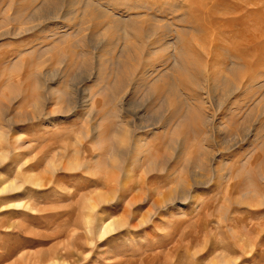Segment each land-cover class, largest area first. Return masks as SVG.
Instances as JSON below:
<instances>
[{"label":"rangeland","instance_id":"1","mask_svg":"<svg viewBox=\"0 0 264 264\" xmlns=\"http://www.w3.org/2000/svg\"><path fill=\"white\" fill-rule=\"evenodd\" d=\"M83 1L0 0V264H264V0Z\"/></svg>","mask_w":264,"mask_h":264},{"label":"bare ground","instance_id":"2","mask_svg":"<svg viewBox=\"0 0 264 264\" xmlns=\"http://www.w3.org/2000/svg\"><path fill=\"white\" fill-rule=\"evenodd\" d=\"M85 1V0H84ZM83 1V2H84ZM38 3V2H37ZM11 7V6H10ZM46 12V11H45ZM103 13V12H102ZM8 17V16H7ZM88 20V19H87ZM119 26V25H118ZM115 27V26H114ZM121 60V59H120ZM184 65V64H183ZM181 66V65H180ZM244 72V71H243ZM189 73V72H188ZM149 74V73H148ZM161 75V74H160ZM153 76V75H152ZM38 78V77H37ZM114 87V86H113ZM116 87V86H115ZM119 87V86H118ZM238 88V87H237ZM114 89V91H115V88H113ZM116 89H117V87H116ZM172 89V88H171ZM113 91V90H112ZM110 92V91H109ZM118 92V91H117ZM115 94H117L116 92H115ZM114 94H112V96H113ZM36 98V97H35ZM38 99V98H37ZM257 103V102H256ZM260 104V103H259ZM39 106V105H38ZM190 111H191V109H190ZM188 112V111H187ZM193 113V112H192ZM188 114V113H187ZM190 114V113H189ZM184 117V116H183ZM193 117V116H192ZM185 118V117H184ZM197 120V119H196ZM160 121V120H159ZM207 121V120H206ZM158 122V121H157ZM183 122V121H182ZM149 125V124H148ZM184 126V125H183ZM258 128V127H257ZM125 130V129H124ZM124 132H122V134H123ZM118 135V134H117ZM120 137H121V135H120ZM264 137V136H263ZM262 139V138H261ZM257 141V140H256ZM263 145H264V143H263ZM263 145H261L262 147H263ZM264 148V147H263ZM211 153V152H210ZM111 158H113V156L111 157ZM116 158H118V157H116ZM153 161V160H152ZM118 162H119V160H118ZM114 163V162H113ZM153 164V163H152ZM260 164V163H259ZM117 165V164H116ZM156 165V164H155ZM154 165H152V167H153ZM161 168H162V166H160ZM196 182V181H195ZM197 183V182H196ZM105 228H106V226H103V228H102V230H105Z\"/></svg>","mask_w":264,"mask_h":264}]
</instances>
